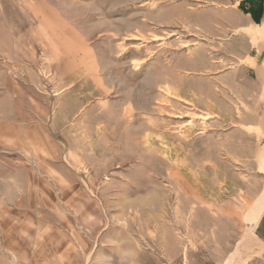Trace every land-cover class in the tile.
I'll return each mask as SVG.
<instances>
[{
    "label": "rangeland",
    "instance_id": "obj_1",
    "mask_svg": "<svg viewBox=\"0 0 264 264\" xmlns=\"http://www.w3.org/2000/svg\"><path fill=\"white\" fill-rule=\"evenodd\" d=\"M263 3L0 0V206L59 172L102 224L83 264H264Z\"/></svg>",
    "mask_w": 264,
    "mask_h": 264
},
{
    "label": "crops",
    "instance_id": "obj_2",
    "mask_svg": "<svg viewBox=\"0 0 264 264\" xmlns=\"http://www.w3.org/2000/svg\"><path fill=\"white\" fill-rule=\"evenodd\" d=\"M262 18L264 19V17ZM263 19L259 23H254L255 28L252 26V30L262 27ZM253 69L256 70L254 77L261 95L264 93V57L262 62H259ZM260 100L262 101V98ZM261 107L263 112L264 105ZM33 118L35 120L34 115ZM3 121L4 119L0 118L1 147L5 145V142L14 138L12 128H10V138H6L7 132L6 127L2 125ZM41 123L42 121H38V126H34L37 127L35 130L38 133L37 140L33 139V136L27 137L24 141L17 139L18 147L22 145L37 152L40 151L41 154L44 153L46 135L41 130V127L43 128ZM13 148L14 145L10 149L14 150ZM50 159L51 155H42L43 161L47 162ZM32 173L28 170L25 173L26 178L22 175V181L19 184H7L10 186V196L17 203L11 204V206L9 204L0 206V213L3 214L0 250L4 254L0 260L1 264H83L84 242L89 244V241L98 234L102 225L97 212L92 211L95 208L92 209L91 202L73 207L72 204H68L69 200L55 201L54 198L67 196L78 198L81 196L83 190L75 183V188H72L73 180L68 175L65 176L63 173L54 171H49L47 175L41 174L49 181L57 182L61 186L52 187L45 180L44 185L38 183ZM10 177L12 181H18L17 178H13L17 176ZM51 197L54 200H51ZM76 207L78 208L76 209ZM71 211H77L75 213L80 216L78 226L67 215ZM83 229L84 233L81 231ZM87 247L89 248V246Z\"/></svg>",
    "mask_w": 264,
    "mask_h": 264
},
{
    "label": "bare ground",
    "instance_id": "obj_3",
    "mask_svg": "<svg viewBox=\"0 0 264 264\" xmlns=\"http://www.w3.org/2000/svg\"><path fill=\"white\" fill-rule=\"evenodd\" d=\"M261 33L263 34V33H264V30H263ZM263 35H264V34H263ZM253 38H254V37H253ZM134 40H135V39H134ZM156 40H157V41H160V40H162V38H161V39H160V38H159V39L157 38V39H155V41H156ZM252 40H253V39H252ZM186 46H187V45H184V47H186ZM259 69H260V68H259ZM255 71H256V70H255ZM259 74H260V73H259ZM263 76H264V75H263ZM262 100L264 101V97L262 98ZM199 118H201V117H199ZM203 118H207V117H203ZM203 118H202V119H203ZM261 152H262V151H261ZM259 154H260V153H258V155H257L258 158H259V156H260ZM262 160H263V162H261ZM260 163H261L260 166H261V165H264V164H263V163H264V155H263V157H260ZM261 167H262V166H261ZM261 167H260V168H261ZM263 167H264V166H263ZM263 167H262V168H263ZM263 207H264V206H263ZM252 208H253V207H252ZM250 211H251V210H250ZM257 211H258V209H257ZM250 214H252V213L250 212L249 215H250ZM255 214H256V213H255ZM247 223L249 224V219H247Z\"/></svg>",
    "mask_w": 264,
    "mask_h": 264
},
{
    "label": "trees",
    "instance_id": "obj_4",
    "mask_svg": "<svg viewBox=\"0 0 264 264\" xmlns=\"http://www.w3.org/2000/svg\"><path fill=\"white\" fill-rule=\"evenodd\" d=\"M259 20H260V19L254 18V22H255V23H259Z\"/></svg>",
    "mask_w": 264,
    "mask_h": 264
},
{
    "label": "water",
    "instance_id": "obj_5",
    "mask_svg": "<svg viewBox=\"0 0 264 264\" xmlns=\"http://www.w3.org/2000/svg\"><path fill=\"white\" fill-rule=\"evenodd\" d=\"M263 7H264V3H263ZM264 17V16H263Z\"/></svg>",
    "mask_w": 264,
    "mask_h": 264
}]
</instances>
